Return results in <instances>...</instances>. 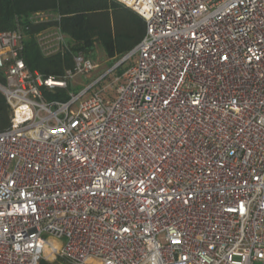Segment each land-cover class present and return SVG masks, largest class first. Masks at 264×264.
Listing matches in <instances>:
<instances>
[{
  "label": "built area",
  "instance_id": "2783aa9c",
  "mask_svg": "<svg viewBox=\"0 0 264 264\" xmlns=\"http://www.w3.org/2000/svg\"><path fill=\"white\" fill-rule=\"evenodd\" d=\"M114 1L146 23L115 98L49 101L98 64L46 77L0 32V264H264V0Z\"/></svg>",
  "mask_w": 264,
  "mask_h": 264
},
{
  "label": "trees",
  "instance_id": "16d2710c",
  "mask_svg": "<svg viewBox=\"0 0 264 264\" xmlns=\"http://www.w3.org/2000/svg\"><path fill=\"white\" fill-rule=\"evenodd\" d=\"M39 13L47 14L48 20L35 23L34 16ZM19 25L26 33L22 56L29 69L57 78L74 67L76 54L90 58L96 47L102 48L112 66L117 64L140 43L146 31L139 15L114 0H0V32L13 31ZM50 28L60 29L67 45L47 56L37 35ZM124 64L113 71L121 76L127 70ZM0 83H4L1 76ZM12 126L13 111L0 91V130Z\"/></svg>",
  "mask_w": 264,
  "mask_h": 264
},
{
  "label": "rangeland",
  "instance_id": "374dc122",
  "mask_svg": "<svg viewBox=\"0 0 264 264\" xmlns=\"http://www.w3.org/2000/svg\"><path fill=\"white\" fill-rule=\"evenodd\" d=\"M48 32H51V34L54 32V28L48 29ZM43 32H40L41 34ZM39 34L37 36H39ZM96 64H98L99 68L94 71L90 75H79L75 78L71 79L69 82L68 90L65 92H59L56 91L55 93H46V98L51 100H64V97H70L71 94H79L83 90H85L88 86H91L94 84L95 81L99 79V85L96 87V89L103 91L105 95L112 96L113 98L116 97V87L117 83L114 82L115 79L119 76L116 74L114 70V66L111 65V60L105 55L104 51L100 47H96L95 53L90 57ZM136 63V57L134 59L127 60L125 64L123 65V68H128L132 64ZM20 119H24V117L21 115ZM46 237H48L46 235ZM51 244L53 246L58 247L59 243L57 241H51ZM48 263V264H69L65 260L61 258L54 259L49 251V249L46 250V256L41 261L42 263ZM44 263V264H45ZM90 264H95V262H92Z\"/></svg>",
  "mask_w": 264,
  "mask_h": 264
},
{
  "label": "water",
  "instance_id": "95a60500",
  "mask_svg": "<svg viewBox=\"0 0 264 264\" xmlns=\"http://www.w3.org/2000/svg\"><path fill=\"white\" fill-rule=\"evenodd\" d=\"M125 62V58H123L122 60H120L115 66L114 69L117 68L118 66H120L121 64H123Z\"/></svg>",
  "mask_w": 264,
  "mask_h": 264
}]
</instances>
